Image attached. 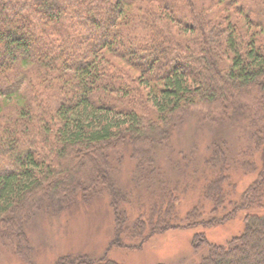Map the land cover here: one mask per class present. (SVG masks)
I'll list each match as a JSON object with an SVG mask.
<instances>
[{
  "label": "trees",
  "instance_id": "obj_1",
  "mask_svg": "<svg viewBox=\"0 0 264 264\" xmlns=\"http://www.w3.org/2000/svg\"><path fill=\"white\" fill-rule=\"evenodd\" d=\"M195 113L238 131V147H210L185 185L203 180L212 210L182 215V183L159 180V201L132 219L112 165L130 149L152 177L173 129ZM232 168L256 175L236 199L225 191ZM105 189L117 246L243 213L244 231L226 245L196 238L210 247L201 264H264V0H0V244L26 251L33 214Z\"/></svg>",
  "mask_w": 264,
  "mask_h": 264
},
{
  "label": "rangeland",
  "instance_id": "obj_2",
  "mask_svg": "<svg viewBox=\"0 0 264 264\" xmlns=\"http://www.w3.org/2000/svg\"><path fill=\"white\" fill-rule=\"evenodd\" d=\"M204 122L203 117L195 113L173 129L170 146L161 150L150 169L152 177L139 174L130 149L125 151L120 162H114L112 179L121 193L128 197V204H120L119 208L126 209L132 219L146 217L144 215L151 210L150 205L159 201L152 194L156 183L159 180L170 181V187H173L180 181L182 201L179 212L185 216L187 211L199 205L208 215L212 203L202 196L204 181L195 178L187 192L184 191L185 185L191 182L190 175L195 168H206L204 161L210 156V147L223 142L232 151L234 146L238 147V131L234 125L223 124L219 128ZM256 161L260 164L259 157ZM207 173L213 177L217 172L212 175L207 170ZM230 175L232 178L225 191L232 199H236L256 178L255 174L236 168H232ZM160 192H157L159 196ZM112 200L105 189L79 199L62 212L43 209L33 214L25 225L29 239L26 251L19 250L16 242H4L0 244V264H74L79 257L106 259L118 264H201L209 255L210 247L204 245L196 249L194 245L198 236L205 235L210 245L223 246L240 236L245 229L246 214L242 213L211 228L198 226L169 230L152 236L141 246L140 240L131 241L124 236L123 239L131 247H120L115 245L119 238ZM260 214L264 215V211ZM130 222L131 225L133 222Z\"/></svg>",
  "mask_w": 264,
  "mask_h": 264
}]
</instances>
